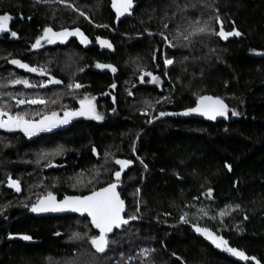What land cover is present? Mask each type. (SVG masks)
I'll use <instances>...</instances> for the list:
<instances>
[{
	"label": "trees",
	"instance_id": "1",
	"mask_svg": "<svg viewBox=\"0 0 264 264\" xmlns=\"http://www.w3.org/2000/svg\"><path fill=\"white\" fill-rule=\"evenodd\" d=\"M4 14L0 109L39 121L79 111L87 99L103 119L77 118L34 137L0 129V264H264V0H135L118 20L109 0H0ZM197 18L211 31L190 37ZM45 27L79 29L86 43L73 36L35 50ZM225 27L241 38L220 41L214 33ZM201 96L222 100L227 118L161 115ZM36 98L44 103H15ZM152 110L151 120L142 114ZM117 159L131 161L118 181ZM109 183L119 185L125 219H136L108 236L104 253L92 247L87 219L29 214L48 193L87 196ZM194 226L250 259L215 247Z\"/></svg>",
	"mask_w": 264,
	"mask_h": 264
},
{
	"label": "snow or ice",
	"instance_id": "2",
	"mask_svg": "<svg viewBox=\"0 0 264 264\" xmlns=\"http://www.w3.org/2000/svg\"><path fill=\"white\" fill-rule=\"evenodd\" d=\"M40 2V0H37ZM113 8L116 11L117 17L124 15L131 9L132 7V0H112ZM83 15V13H81ZM87 19V17H85ZM11 19V17L7 14L0 15V32L8 31L7 22ZM217 22L219 23V17H216ZM106 27V26H105ZM200 32L204 31H211V29L205 27H201L198 29ZM43 37H39L36 40V43L32 45L33 48H36L40 45L41 39H45L48 43H54L56 39H59L63 42L68 36H79L81 43H86V37H84L83 33L80 32L79 29L74 31H68L67 29L61 32H54L51 28L45 27ZM215 35L219 36L221 39H227L229 36H239L240 33L233 29L232 32H224L223 29L219 32H215ZM11 35L15 37L17 34L12 32ZM187 39V37H185ZM98 42L101 46L111 47L107 40H99ZM9 63L14 64L22 69H25L29 72H41L35 67H30L29 65L22 63L19 60L13 59L10 60ZM165 65L172 64L173 61L169 59H165ZM97 67L99 68H110L113 72L115 71L111 65H100L98 64ZM82 70V69H81ZM145 75H151V73H145ZM153 81L159 82L158 78L153 76ZM13 83H23L25 87H31L27 80H15ZM51 83L59 84L61 83L59 80H51ZM43 86V85H41ZM69 88H72L73 85L69 84ZM76 88L81 87V85L76 84ZM114 87V85H113ZM16 105L29 103V104H37V103H44L43 100L36 98V99H16ZM81 109L75 112H65L64 119L59 121V123L67 124L70 119L75 116H84L86 118L101 120L103 119L102 115L98 114L95 110L94 105L86 100L80 101ZM228 108L224 104L222 100L219 98H213L211 96H201L198 98L196 102V106L194 108H189L181 113H161V115H183L187 116L189 114H198L201 116L206 117L210 120H215L217 116L227 118ZM233 116L238 115L235 111L232 112ZM7 116V119H3L2 117ZM56 113H52V117H45L39 123L31 122L25 120L23 118V114H17L15 116L8 113L6 110L0 109V128L5 129L7 131H14L19 129L24 133L25 136H32L38 131H46L50 130L57 126V121L54 119ZM95 152V149H93ZM107 155V154H106ZM117 165L120 166V170L114 172V177L118 181L121 177V173L131 164L129 160H120L117 159L115 161ZM225 167H229L225 165ZM8 186L10 188H15L16 191H20L19 183L11 178L8 179ZM117 184L116 183H109L107 187H102L98 191H92L87 196H65L63 200L57 202L56 197L52 193H48L46 197H39L38 202L33 204L30 208V211L34 213H45V212H64V211H71L77 212L80 214H87V216L91 220V224L95 227L99 235L91 237L90 243L92 247L95 249L97 253H104L108 244V234L113 231V229H119L122 225H127L130 219H136L135 216H129L125 219L121 214L124 212V201L120 198L119 193L116 191ZM211 191V190H209ZM181 220H184V217H181ZM194 230L201 235L205 236L206 239L210 240V242L217 248L226 251L227 253L231 254L232 256L238 257L241 260H248L250 259L245 255L243 251H239L235 248L228 246L226 240L220 237L214 236L208 229L200 228L194 226ZM74 238H79L78 233L73 234ZM21 239L27 241L30 240L31 237L28 235H23L20 237Z\"/></svg>",
	"mask_w": 264,
	"mask_h": 264
},
{
	"label": "water",
	"instance_id": "3",
	"mask_svg": "<svg viewBox=\"0 0 264 264\" xmlns=\"http://www.w3.org/2000/svg\"><path fill=\"white\" fill-rule=\"evenodd\" d=\"M53 83H50L49 86H51ZM196 106V105H195ZM194 106V107H195ZM193 107V108H194ZM177 118H189V119H193V120H197V121H202V122H208V123H216V122H219L220 120H222L223 117L221 116H217L215 120H210V119H207L206 117L204 116H201V115H198V114H189L187 116H183V115H176ZM117 184V183H116ZM107 187V186H106ZM116 191L119 193V185L117 184V189ZM55 196V195H54ZM120 196V195H119ZM56 197V200L57 202L63 200V199H59L57 196ZM121 198V196H120ZM122 199V198H121ZM38 202V201H37ZM36 202V203H37ZM125 213H126V205L124 203V212L121 214L124 218H125ZM29 214L32 215L33 217L35 218H63V217H78V218H81V219H87L88 222H89V225L90 227L97 233V235H99V232L98 230L92 226L91 224V220L90 218L87 216V214H80V213H77V212H71V211H64V212H45V213H34L32 211L29 210ZM128 225V224H127ZM127 225H122L119 229H113V231L111 233L108 234V236H111L115 231L117 230H120L123 226H127ZM10 240V239H9ZM11 240H16V238H13ZM21 240L23 243L25 244H28L30 243L29 240L25 241L23 239H19ZM210 242V240H209ZM211 243V242H210ZM212 244V243H211ZM213 245V244H212Z\"/></svg>",
	"mask_w": 264,
	"mask_h": 264
},
{
	"label": "rangeland",
	"instance_id": "4",
	"mask_svg": "<svg viewBox=\"0 0 264 264\" xmlns=\"http://www.w3.org/2000/svg\"><path fill=\"white\" fill-rule=\"evenodd\" d=\"M205 26H208V21H207V19L205 18L204 20L202 19V21H201V18H197V20H195V21H193V23H192V28H190V37H192L191 35H194V34H196V33H203V32H200V31H198V29L199 28H201V27H205ZM205 32V31H204ZM207 32V31H206ZM206 32H205V34H206ZM44 35V34H43ZM43 35H42V37H43ZM69 37V36H68ZM68 37L63 41V42H61L59 39H56L55 40V42L54 43H48L45 39H41V42H40V45L38 46V47H36V48H34L35 50H37V49H41V48H43V47H45V46H53V45H57V44H64V43H66L67 42V39H68ZM165 45L167 44V43H170V40H168L167 38H165ZM165 64V63H164ZM166 66V65H165ZM168 66V65H167ZM154 82L155 81H153V79L151 78V81H149V83H151V84H154ZM142 114H144V115H147L148 116V119L149 120H151L152 119V117H154V115H153V110H152V112L151 113H147V114H145V113H143L142 112ZM52 117V116H51ZM51 117H49V118H51ZM3 119H7V116H5V117H2ZM56 121H57V126L59 125V120H58V117L57 116H55V118H54ZM41 121V120H40ZM40 121H31V122H35V123H39ZM56 126V127H57ZM56 127H54V128H56ZM54 128H51L50 130H52V129H54ZM1 130H4V131H7V130H5V129H2V128H0ZM17 130H19V129H17ZM17 130H14V131H17ZM46 131H49V130H46ZM46 131H38V132H36L34 135H32V136H30V137H34L35 135H37L38 133H40V132H46ZM29 137V136H28ZM148 251H147V249L146 250H144L143 249V251H141V253L142 254H144L145 256L148 254L147 253ZM144 256V257H145Z\"/></svg>",
	"mask_w": 264,
	"mask_h": 264
},
{
	"label": "flooded vegetation",
	"instance_id": "5",
	"mask_svg": "<svg viewBox=\"0 0 264 264\" xmlns=\"http://www.w3.org/2000/svg\"><path fill=\"white\" fill-rule=\"evenodd\" d=\"M110 1V3H111V6H112V9H113V11L115 12V16H116V19L118 20V19H123V18H125L126 16H129V14H130V12L132 11V9H133V4H134V1L135 0H132V7H131V9H129V11L127 12V13H125L124 15H121V16H119V17H117V14H116V11H115V9L113 8V5H112V0H109ZM233 29H235V28H223V31L224 32H232L233 31ZM221 29H219V30H217V32H219ZM237 31V30H236ZM44 34V33H43ZM73 36H69L68 37V39H67V41L70 39V38H72ZM216 37L220 40V41H222V42H232V41H234V40H237L238 38H241V36L239 35V36H229L227 39H221L219 36H217L216 35ZM54 46V45H53ZM45 47H47V46H45ZM257 54V53H256ZM47 81V83L48 84H50L51 83V80L49 79V80H46ZM58 117V120L59 121H61V120H63L64 119V115L63 116H61V115H58L57 116ZM83 118L84 116H75V117H73L72 119H70L69 120V122L68 123H70V122H73L74 120L76 121V119L78 118ZM41 120H43V119H41ZM40 121V120H39ZM37 122V121H36ZM20 131V130H19ZM11 132V131H10ZM9 189H11L13 192H15L16 190H15V188H9Z\"/></svg>",
	"mask_w": 264,
	"mask_h": 264
}]
</instances>
